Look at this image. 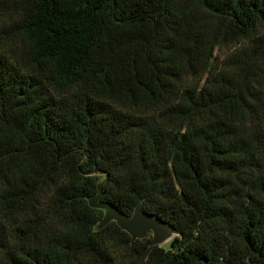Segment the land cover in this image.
I'll return each instance as SVG.
<instances>
[{"label":"trees","instance_id":"16d2710c","mask_svg":"<svg viewBox=\"0 0 264 264\" xmlns=\"http://www.w3.org/2000/svg\"><path fill=\"white\" fill-rule=\"evenodd\" d=\"M0 264H264V0H0Z\"/></svg>","mask_w":264,"mask_h":264},{"label":"water","instance_id":"95a60500","mask_svg":"<svg viewBox=\"0 0 264 264\" xmlns=\"http://www.w3.org/2000/svg\"><path fill=\"white\" fill-rule=\"evenodd\" d=\"M103 184L98 187L99 193L96 197L89 200V205L93 209L105 211V216L100 223V228H104L112 221L127 232L132 241L143 240L149 233H153L151 246L162 245L164 242L172 238L175 233L173 227L164 222L158 216L150 215L143 211L142 205H138L132 216H128L121 212L115 205L101 201V190Z\"/></svg>","mask_w":264,"mask_h":264},{"label":"rangeland","instance_id":"374dc122","mask_svg":"<svg viewBox=\"0 0 264 264\" xmlns=\"http://www.w3.org/2000/svg\"><path fill=\"white\" fill-rule=\"evenodd\" d=\"M231 51H232V47H230V48H223V49L221 50L220 54H221L222 56H224L225 54H228V53H230ZM149 234H151V239H153V233L151 232V233H149ZM149 234H148L147 236H149ZM176 236H177V234L174 233L173 236H172V238H170L169 240H167L166 242H164V243L162 244V246L166 247V246L171 242V240H172L174 237H176Z\"/></svg>","mask_w":264,"mask_h":264}]
</instances>
